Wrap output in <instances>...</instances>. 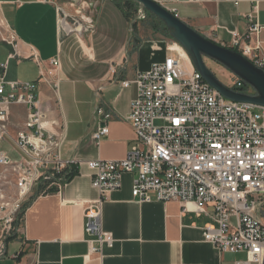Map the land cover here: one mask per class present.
<instances>
[{"label":"crops","instance_id":"1","mask_svg":"<svg viewBox=\"0 0 264 264\" xmlns=\"http://www.w3.org/2000/svg\"><path fill=\"white\" fill-rule=\"evenodd\" d=\"M51 1L0 0L1 16L19 38L18 56L9 60L5 78L38 82L40 68L28 59L32 49L44 65L52 59L60 61L58 93L39 82L38 96L50 120L65 129L63 158L81 165L73 169L60 193L53 190L30 201L18 233L7 240L0 264H234L244 259V254L222 255L205 242L202 229L210 222L206 215L183 212L178 202L135 200L133 174L123 175L121 188L101 206L102 226L113 236V246L92 251L99 245L85 232L86 214L100 196L86 164L127 156L136 141L127 118L137 88L134 84L124 88L120 82L163 62L170 54L168 47L175 43L159 30L155 24L159 22L151 17L141 20L139 8L128 9L122 0ZM154 1L206 38L231 49L234 33L246 38L251 25L258 23L263 28L258 40L264 51V0ZM58 7L71 15L81 10L93 19V30L82 35L60 32ZM11 52L10 46L0 44V63ZM98 108L113 115L105 123L109 135L99 146L92 139L95 130L104 126L96 114ZM27 113L25 106L11 108L13 136L23 128ZM2 151L12 159L22 157L9 139L0 142Z\"/></svg>","mask_w":264,"mask_h":264},{"label":"built area","instance_id":"2","mask_svg":"<svg viewBox=\"0 0 264 264\" xmlns=\"http://www.w3.org/2000/svg\"><path fill=\"white\" fill-rule=\"evenodd\" d=\"M57 12L62 33L82 35L94 28L93 19L81 10L71 15L58 7ZM147 16L139 13L141 20ZM262 29L254 23L246 38L234 33L232 47L264 71V51L258 40ZM18 42V34L0 12V44L12 48L8 60L0 63V142L9 139L22 155L12 159L0 152V257L6 254L7 240L18 233L30 201L53 190L60 193L73 169L81 165L63 158L65 129L50 120L38 96L39 82L58 93L60 61L56 58L44 65L32 49L28 59L40 68L38 82L7 81L5 72L9 60L18 56ZM175 45L168 47L170 54L163 62L120 82L124 88L132 84L137 88L127 118L136 141L127 156L86 164L100 196L86 214L85 232L99 245L92 251L113 246V236L102 226L101 206L121 188L122 176L133 174L135 200L178 202L183 212L206 215L210 222L202 229L205 242L222 255H245L234 264H264V107L223 97L202 78L187 52ZM111 72L115 73L114 68ZM232 76L230 89L255 95L243 80ZM16 105L25 106L28 113L23 128L13 136L11 108ZM96 114L104 122L92 135L99 146L109 135L105 123L113 115L104 108Z\"/></svg>","mask_w":264,"mask_h":264},{"label":"water","instance_id":"3","mask_svg":"<svg viewBox=\"0 0 264 264\" xmlns=\"http://www.w3.org/2000/svg\"><path fill=\"white\" fill-rule=\"evenodd\" d=\"M138 6L141 16L153 15L168 30L169 36L190 56L202 78L228 100L264 107V71L255 67L239 52L224 47L197 32L176 14L154 0H124ZM206 59L226 68L232 75L250 86L255 95L235 92L225 85L207 66Z\"/></svg>","mask_w":264,"mask_h":264},{"label":"rangeland","instance_id":"4","mask_svg":"<svg viewBox=\"0 0 264 264\" xmlns=\"http://www.w3.org/2000/svg\"><path fill=\"white\" fill-rule=\"evenodd\" d=\"M128 9H132V8L128 7ZM132 10H135V9H132ZM147 17H151V15L148 14ZM155 24L157 27L161 28L159 30H162L165 35L169 36V33H166L163 30V26L161 23H155ZM155 24H154V26H155ZM170 40H171V42L176 43V41H174L172 38ZM206 64L213 71V73L218 77V79H220L225 85L231 86L232 83H231V77L230 76H232V74L226 68H224L220 64H218L214 61H211L209 59H206ZM161 123L162 122H157L158 125Z\"/></svg>","mask_w":264,"mask_h":264},{"label":"trees","instance_id":"5","mask_svg":"<svg viewBox=\"0 0 264 264\" xmlns=\"http://www.w3.org/2000/svg\"><path fill=\"white\" fill-rule=\"evenodd\" d=\"M122 1H124V0H122ZM124 2H125L129 7L133 8V9H135V10L138 9V6L135 5V4L132 3V2H129V1H124ZM135 10H134V11H135ZM151 17H152L153 20H155V21L161 23L162 26H163V30H164L166 33H168V30L166 29L165 25H164L160 20H158V19H157L156 17H154L153 15H151ZM233 50L237 51L236 49H233ZM27 207H28V206H27ZM27 207H26V208H27Z\"/></svg>","mask_w":264,"mask_h":264},{"label":"bare ground","instance_id":"6","mask_svg":"<svg viewBox=\"0 0 264 264\" xmlns=\"http://www.w3.org/2000/svg\"><path fill=\"white\" fill-rule=\"evenodd\" d=\"M174 48H175V49H178V50H181V48H180L179 45H175Z\"/></svg>","mask_w":264,"mask_h":264}]
</instances>
